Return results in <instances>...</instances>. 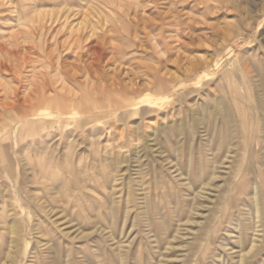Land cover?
<instances>
[{
	"label": "rangeland",
	"instance_id": "rangeland-1",
	"mask_svg": "<svg viewBox=\"0 0 264 264\" xmlns=\"http://www.w3.org/2000/svg\"><path fill=\"white\" fill-rule=\"evenodd\" d=\"M12 1L18 2V8L22 16L27 14L29 10H34L35 7L45 10H53L55 7L51 0H32V2L31 0ZM88 1L71 0L72 8L77 11L83 10ZM127 1L129 2L128 8H124L120 15L113 14V17L116 19L115 24H108L105 28L99 29L100 32L98 31L97 33L98 37L96 36L94 40L100 41L99 39H105L109 43L106 46V58L101 62L99 78L101 81L104 78L102 82H104V85L106 83L105 86L108 90L112 88L116 89L121 95L116 100L113 99L116 107L120 106L117 112L123 114L130 109L133 113L130 114L131 116L127 114L129 118L126 123L111 126L113 129L111 127L107 128L102 125H97L99 128L102 127L101 131L105 132L106 135H98V129L94 124L93 126H85L87 122L85 119H90L93 113L84 114V120L76 119L69 121L68 123L71 126L65 129L61 136L62 139L70 134H74V143L79 144L77 145V150H75V158L72 159L73 166L76 167V175L80 177L84 172L89 186H96L98 193L101 195L105 193L101 183H99L100 181L97 182L96 178H99L98 176L101 173L105 174V176L107 175L109 181V172H111V167L104 160H113V158L114 160H128V164L122 165L120 174L125 176L123 182L119 185V191L117 190L115 194V196H118H116L118 199L122 196L121 204L117 211L118 220L114 223L112 221L113 218L111 219L112 216L109 208V203L111 202L110 195H105L107 202L100 194L95 195L102 204L101 214L98 219L94 209V206L97 205L98 207V202H93L91 196L88 194L85 195V190L82 192L84 203L78 200V192L73 187V180L75 178L70 175V169L66 166L67 160L71 159L66 158L68 152L64 148L62 150L61 160L63 159L62 162L65 165L62 171H55V175L57 174L55 178L58 182L61 181L60 183H63L66 178L68 186L64 187L63 190L65 193L74 194L71 198H68L69 196L67 195L71 203L67 207L70 224L66 225L70 229L72 228L69 231L75 230L76 234L82 233V231L92 234L93 232L95 233L93 235L91 234L92 236L90 235L87 239H79L71 242L51 225L47 228L46 225L40 223L41 231L47 235L46 240L50 243L52 250L49 249L46 252L41 250V255L39 256L41 259H39L36 255V249L40 245L34 239H30L31 236L29 235L27 236L29 244L21 237V253L18 257L17 264H39V262L40 264H67V260H70L71 264H90L92 261L93 264H239V256L249 252L251 242L253 238L255 239L258 229L261 230L259 232L260 237L257 239L258 241L261 240L258 243V247L260 245L261 248L256 249L255 254L252 255L248 264H264V111L262 108L264 105L255 94L257 92V84H252L251 95L253 96V102L248 103V100H245V104L247 106L250 105L251 109L246 114H240L237 108L241 104H238L234 100L231 84L228 85L229 81L227 79L220 81L222 73L215 78L203 76L201 73L199 75H194L193 73L194 66L212 60L217 62L224 55L222 38L225 33L224 30L230 28L227 27L228 24L234 26L240 24L245 25L242 36L247 39L244 40L250 43L247 42L246 44L244 42L243 47L241 45L239 46V48L241 47V51L239 49L241 55L247 57L248 55L252 56L257 54L258 42L264 46V17L260 14L259 17H255L254 14L256 12L259 13V10H264V0ZM233 2L239 5V11L233 9ZM26 7H29V9ZM251 8H254L255 12L251 13ZM17 17V14L9 11L8 6L0 8V22H2L0 23V44L3 43V39L5 41L8 40L10 33L9 27L16 22ZM120 17L122 18L120 19ZM249 24H252L253 27L248 26ZM260 24L261 27L259 26ZM20 41L22 42L21 44L24 43L22 36ZM129 41L131 42L129 43ZM156 43L159 44L158 48L155 47ZM35 44L38 46H35ZM116 44L120 46V49ZM33 45L32 55L37 60L36 69L41 70V62L43 63L45 61L42 57L43 53L37 42H34ZM1 55L3 58H1ZM1 55L0 61L4 62L6 59L7 65L10 64L8 65L10 72L7 71L3 74L0 72V79L3 78V80L1 79L2 81L0 80V84L4 83L0 86V92L2 91L0 93V104L4 101V89H8V92L10 91L8 82H11L13 86L18 84L14 73L15 71L13 70L16 66L13 62L14 60L11 59V61L7 54L1 53ZM258 56L260 61L264 59V49L258 52ZM7 58H9V61ZM85 58H89V55L86 54ZM74 61L73 55L64 57L65 63H74ZM250 62L252 63L251 60H247L249 68L252 71L253 67L250 65ZM26 73L29 75L28 68L24 71V74ZM196 76L199 77L197 78ZM199 79H202L200 81L203 84L197 85L199 87L193 86V83L198 82ZM24 80H22L23 84L19 85L22 91L26 85V79ZM182 83L189 85V88H194L190 96L186 98L177 90V87H181L180 84ZM246 96L247 99L250 98L248 95ZM119 98L131 100V106L128 105L127 107L126 104L121 105L122 103ZM165 100L168 102L166 103ZM160 101L162 103L164 102V104L166 103V107ZM211 104L216 105L219 109L221 108V112H230V116L234 120L237 134L236 142L239 144L238 151L236 154L234 153L235 155L233 154L235 157L231 155L226 159L230 131L224 118L221 117L219 120L221 122L215 127L210 120L209 112L198 113L199 108L207 105L210 106ZM166 114L169 121H178V119L183 118L186 122H190L193 119L199 122L200 127L198 125L197 128L199 137L197 136V139H195V145L193 144L194 148L193 146L191 147L192 136L189 132L186 133L182 144L180 143L179 145L177 143V136L180 135L177 129V134L176 132L175 134L170 132V142L169 140H161L157 143L155 141L152 142L151 139H147L148 135L152 133V130L148 128L149 124L151 122L156 123L157 128L160 123L164 122L162 118ZM243 117L246 121L242 119ZM137 125H140L142 128V135H144L141 139L142 141L134 140ZM122 132H124L125 136L121 139ZM55 133L57 134L58 131H53L52 134L55 135ZM91 135H93V138H91L93 139L92 141L95 142L93 146L89 144ZM121 144L123 145L122 147ZM96 145L99 146L96 147ZM133 145L134 147H140L141 151L139 156H135L131 150L133 149ZM218 147L221 148H219L221 155L218 154ZM94 148H99V154L97 150L94 153ZM109 151L111 152L109 153ZM121 151L124 153L122 156L126 159L118 155ZM215 155L217 156L216 159ZM100 159L101 162L99 161ZM162 162L164 163L162 164ZM232 163L234 164L232 165ZM87 165L88 167H86ZM75 167H73L74 173ZM49 174L51 175V173ZM49 174L46 176L47 181L50 183L51 176ZM66 174L70 176L68 177ZM6 182L7 180L5 178L0 179L1 186ZM128 182L132 185V197L134 200L132 199L133 204H131L132 213L129 216L125 228H123V222L125 220L124 213L126 212L125 209H127ZM188 183H191L190 188L187 187ZM256 187L263 205L259 223H257L258 218L252 201V195ZM72 190L74 191L72 192ZM201 192H203L202 196L198 195ZM59 199L58 197V201L60 202ZM197 200H200L199 204L194 207V203ZM14 201L16 202V200ZM73 203L78 204L77 208L79 210ZM54 206L62 209L60 203ZM191 209H193L192 212ZM73 211H75L74 214ZM146 214L147 216H144ZM3 215L2 221L7 224L10 218L8 220L7 216L5 214ZM16 219L22 226L24 221L22 210H18ZM249 220L253 221L250 227L248 225ZM239 225L240 228H238ZM6 231L7 227L1 226L0 242L2 243H0V247L2 248V245L4 247L2 249L0 248L2 252H0V264L7 260V253H9L8 241H10V236ZM49 231L52 233H48ZM107 232L109 233L106 234ZM239 234H242V242L238 238L240 236ZM245 234L247 237H244L246 236ZM111 235H114L115 239L110 238ZM51 240L53 241L51 242ZM119 243L121 245L125 244L124 246H130V254L128 253L127 260L124 263H122L118 256V250H116V246ZM27 245H29V248ZM55 252L57 253L56 255ZM67 253L71 254L68 255ZM38 259L40 260L39 262Z\"/></svg>",
	"mask_w": 264,
	"mask_h": 264
},
{
	"label": "bare ground",
	"instance_id": "bare-ground-1",
	"mask_svg": "<svg viewBox=\"0 0 264 264\" xmlns=\"http://www.w3.org/2000/svg\"><path fill=\"white\" fill-rule=\"evenodd\" d=\"M23 1H22V4H23ZM51 1L55 5L53 10H45V9H40L39 7H35L34 10H31V11L29 10L27 12V14L22 16L20 14V10L18 8V2L17 1H16L17 2L16 3L12 0H0V8L8 6L9 11L12 12L13 14L14 13L17 14V16H18L16 19V22H14L9 27L10 33H9L8 40L5 41L2 38L3 43L0 44V55H1V53L7 54L10 57V60L13 59L14 60L13 62L16 64V66L13 70L15 71L14 73H15L16 79L18 80V84L16 86H13L11 82H8V86H10V88H9L10 91L8 92L7 91L8 89H4V95H5L4 101L2 102V104H0V176H1L0 179L5 178L7 180V182L4 185L1 186V184H0V236H1V226L7 227L6 232H8V234L10 236L9 237L10 241H8V239H6L9 242V244H8L9 253H7L8 254L7 260L1 264H17L18 257L21 253L20 252L21 237L23 240H25L27 242V244H29V240L27 239V236L29 235V236H31L30 239H34L37 242V244L40 245L39 248L36 249V255L38 257L41 255V252H40L41 250L46 252V250L51 249L50 243L46 240L47 235L41 231L40 223L46 225L47 228L49 227V225H51L52 227H54L56 229V231H59L61 233V235H63L64 237H67L71 242H75L79 239L80 240L81 239H87L92 234V233H89L86 231H82V233L78 232L79 234H76L75 230L69 231L72 228L70 229L69 226L66 225V224H70L69 215L67 214L68 213L67 207L71 202L69 201L68 198H71L74 194L64 192V190H63L64 187L68 186L66 178H65V181L63 183H60L61 181L58 182L57 179L55 178L57 176V174L55 175V171L56 170L62 171V168L65 165V164L63 165V162H62L63 159L61 160V154H62V150L64 148L67 149L66 151L68 152V156H66V158L71 159V160H67V162L66 161L65 162L67 163L66 166L68 167V169H70V175L75 178L74 180L73 179L72 180H73L74 190H76L78 192V195H79L78 200H80L82 202L84 201V197L82 195V192L85 190L86 191L85 195L88 194L89 196H91L93 199V202H98V207L96 204H95L96 206H94L95 207L94 209H95L96 214H97V219L101 214L102 204L95 197V195H97V194L99 195L100 193H98L96 186H94V185L89 186L88 180L86 179L85 173L83 172V170H81L83 172V174L80 175V177H78L76 175L77 171H76V167L73 166V160L72 159L75 158V152H76L75 150H77V147H78L77 145H79V144L74 143V140H75L73 137L74 134L73 135L70 134L69 136L61 139L62 133L64 132L65 129H67L71 126L68 123L69 121L76 120V119L77 120L78 119L84 120L83 119L84 114L93 113V115H91L92 117L90 119H85V120H87L86 124L84 123L85 126H89V125L93 126V124H94V125H96V128L98 129V135L99 134L100 135H106L105 132L101 131L102 127L99 128L98 126L102 125V126L109 128L111 126H115L116 124L117 125L118 124H124L128 121L129 116H131L130 114L133 113V111L130 109H128V111H127L128 113L125 112L123 114L122 113L120 114L119 112H117L118 109L120 108V106H118L119 108L116 107L115 103L113 102V99L116 100V98L120 97L121 95L116 91V89L112 88L111 90H108V88L105 86L106 83L104 85L103 84L104 82H102L104 80V78L102 81L99 78V76H100L99 72H101L100 71L101 62L103 60H105V58H106V46L109 45V43L105 39H103V40L99 39L100 41L94 40V39H96L95 37L97 36L99 29L105 28V26H107L108 24H112V25L115 24L116 19H115V17H113V14L120 15V13L123 12L124 8L126 9L129 7V2L127 0H91V1L87 0L88 3L86 2L87 5L84 6L83 10L77 11V10H74L72 8L71 0H51ZM31 2H32V0H31ZM232 6H233V9H235L237 11L240 10V7L236 2H233ZM24 7H25V5H24ZM26 8L29 9V7H26ZM21 9H23V8H21ZM254 10H255L254 8L253 9L251 8L250 12L253 13V12H255ZM259 14L263 15V17H264V10L263 9L259 10V13L256 12L254 14V16L259 17ZM121 18L122 17H120V19ZM0 23H2V22H0ZM254 23H256V22H254ZM248 26L253 27L252 24H249ZM259 26L261 27V24ZM227 27H230V28H226L224 30L225 33H224L223 38H222L223 39L222 43L224 44V47H223L224 55L221 57L220 60L218 59L219 61H217V62H214L212 60V61H207L201 65L194 66L193 73H194V75H199L201 73L203 76H206V77L209 76L210 78H215L217 75L222 73L220 81H222L223 79H227L229 81L228 85L231 84V86L233 88L234 100L238 104L242 105V106L241 105L238 106L239 108H237L238 109L237 111H240V114L241 113L246 114V113H248V110L251 109V106L250 105L247 106L245 104V102L247 100H248V103L253 102V96L251 95L253 83L257 84V86H256L257 92H255V94L259 97L261 103L264 105V59H262V61H260L258 59V57H259L258 52H260L261 49H264V46L262 44H260V42H258V44H257L258 49H257L256 55H252V56L248 55L247 57H245L244 55H241V53H240L241 47L239 48V46L241 45L243 47L244 42L246 44H247V42H249V41H246L247 39L244 38V36H242L243 31L245 29V25L240 24V25L234 26L232 24H228ZM254 28H256V26H254ZM21 36L23 38V42H24L23 44H21L22 42L20 41ZM244 39H246V40H244ZM34 42H37L40 45L39 48H40L41 52L43 53L42 57L45 60V61H43V63L41 62V64H42L41 70L36 69L37 60L32 55V50L34 49V45H33ZM130 42L131 41H129V43ZM251 42H253V41H251ZM35 46H38V45L35 44ZM118 47L120 49V46H118ZM155 47L158 48L159 44L156 43ZM117 49H115V50H117ZM239 49H240V51H239ZM115 50H113V51H115ZM86 54L89 55V58H85ZM69 55H73V58L75 60L74 63H65L64 62V57L69 56ZM1 58H3V56ZM7 59L9 61V58H7ZM247 60L252 61V63L250 62L251 63L250 65L253 67L252 71L249 68ZM6 62H7L6 59L4 60V62L0 61V72L2 74L10 70V68L8 67V65H10V64L7 65ZM27 68L29 71V75H27V73L24 74V71ZM150 70H152V69H150ZM250 74H252V75L250 76ZM25 75H26V77H25ZM101 76H103V75H101ZM196 77L198 78L199 76H196ZM13 78H15V77L13 76ZM1 79L3 80V78H1ZM24 79H26V85L24 86L25 88L22 91L21 88L19 87V85L23 84L22 80L25 81ZM200 80H202V79H199L198 82L193 83V86L199 87L197 85L203 84V83H201ZM3 84H0V86ZM167 84H168V82H167ZM112 85H113V83H112ZM110 86H108V87H110ZM180 86L181 87H177L178 89L177 88L176 89L183 96H185V98L190 96L192 89H194V88H189L188 87L189 85L184 84V83L180 84ZM172 87L175 88L174 86H172ZM168 88H166V89H168ZM160 91H162V90H160ZM226 91H227V89H226ZM246 95H248L250 98L247 99ZM128 97H130V96H128ZM207 99H209V98H207ZM119 100L122 103L121 105L126 104L127 107H128V105L131 106V104H132L131 103L132 101L129 99L119 98ZM167 102L168 101H166V103ZM166 103L164 104V102H163L162 104H164V106H165ZM194 104H198V103H194ZM229 107H230V105H229ZM262 108L264 111V107H262ZM220 109L216 105L211 104L210 106L207 105V106H203V107L199 108L198 113L209 112L208 114H210V117H211L210 120L215 127H217L219 125V122H221V121H219L221 119V117H223L224 121H226V124L229 128V131H230V136L228 138L229 143L227 146L228 152L225 151L227 153L226 159H228L234 153L236 154V152L238 151V148H239V144L236 142V140H237L236 135L237 134L235 131L236 129H235V125H234V120L230 116V112H226V111L221 112ZM176 110H178V109H176ZM177 116L179 117V115H177ZM88 118H89V116H88ZM242 119H244L246 121V119L244 117ZM162 120L164 122L160 123L157 128H156V123L151 122L149 124L148 128H149V130H152V133H150L149 135L147 134L148 135L147 139H151L152 142L155 141L157 143H159L158 141H161V140L167 141L170 139V132H173V134H175L176 129H177L180 133V135L177 136V143H179V145H180V143L182 144L186 133L189 132L192 136L191 147L193 146L195 139H197L196 137L198 136L197 128H198L199 122L197 120H194V119L190 120L189 119L190 122H188V121L186 122L183 120V118L182 119L180 118V119H178V121L177 120L169 121L167 114L162 118ZM208 120H209V118H208ZM252 120H254V119H252ZM208 122H210V121H208ZM202 124H203V122H202ZM251 124H253V123H251ZM79 125L81 126L80 122H79ZM208 125L210 126L209 123H208ZM214 126H212V127H214ZM199 127H200V125H199ZM244 127H247V126H244ZM251 127H253V126L251 125ZM218 128H217V130H218ZM242 128H243V126H242ZM127 129H129V128H127ZM53 131L54 132L58 131V133L57 134L55 133V135H54V134H52ZM124 132H125V130H124ZM124 132L121 133V139L124 138V136H125ZM135 132H136V135H134V140L140 141L144 136V135H142L143 132H142V128L140 125L136 126ZM248 132H249V129H248ZM176 134H177V132H176ZM131 136H132V134H131ZM253 136H255V135H253ZM91 138H93V135L90 136V140H89V144L93 146L95 144V142L92 141L93 139H91ZM253 138H255V137H253ZM65 139H66V141H65ZM101 140H100V142H101ZM130 140H132V139H130ZM134 140H133V142H134ZM222 140H225V139H222ZM98 142H99V140H98ZM169 142H170V140H169ZM198 142H200V141H198ZM202 142H203V140H202ZM53 143L55 144V146ZM83 143H85V142H83ZM138 143H137V145H138ZM185 143H187V142H185ZM221 143H222V141H221ZM122 144H121V147L123 146ZM139 145H140V143H139ZM97 146H99V145H96V147ZM121 147H120V149H121ZM195 147H197V146H195ZM220 147H222V146L220 145ZM220 147H218V151H219L218 154H220V150H219ZM95 148H94V150L93 149L92 150L94 151V153L97 150V152L99 154V151H100V150L98 151L99 148L98 149H95ZM132 148L133 149H131V150L134 152V155L139 156V153L141 151L140 147H136V146L134 147V145H133ZM149 148H150V146H149ZM193 148H194V146H193ZM120 149H119V151H120ZM111 150H112V148H111ZM107 151H108V149H107ZM110 152L111 151H109V153ZM221 152H222V150H221ZM106 154H108V153H106ZM113 155H114V153H113ZM118 155L123 157L122 156V155H124L123 151L119 152ZM107 157H109V156H107ZM123 158L126 159L125 157H123ZM216 158H217V156L215 155V159ZM109 159H110V157H109ZM99 161L101 162V159ZM104 161L107 163V165H109V167H111V172L108 171L110 173V176H109L110 180L108 181L107 175L105 176V174H101V173H100V175L98 174L99 178H96V179H97V182L100 181L99 183H101L102 188H103L104 193H105L102 195L100 194V196H102V198L105 201L107 198V197L105 198L106 194L111 196L110 197L111 202L109 203L110 214L112 216L111 219L113 218L112 221L114 223H116V221L118 220V217H117L118 212L117 211L119 210L118 208L120 207L122 196L120 197V199H118L117 198L118 196L116 195L117 196L116 197L115 194H116V191L118 190V188L120 187L119 185L123 182L124 176H125V175L120 174L122 165L128 164V160H114V158H113V160H104ZM102 162H103V160H102ZM163 163L164 162H162V164ZM190 163H191V159H190ZM233 164L234 163H232V165ZM232 165H230V166H232ZM201 166H200V168L202 169ZM67 167H66V169H67ZM73 167H75V173L73 171L74 170ZM86 167H88V165ZM97 168H98V165H97ZM101 168H102V165H101ZM125 169H127V168H125ZM208 169H209V167H208ZM101 170H99V171H101ZM229 170L231 171V169H229ZM49 173H51V175ZM201 173H202V171H201ZM48 174L51 176V177L49 176L50 177V183L47 181L46 175H48ZM58 175H59V173H58ZM63 178H61V179H63ZM56 182H58V183L56 184ZM185 183H187V182H185ZM187 187L190 188L191 183H188ZM74 190H72V192ZM123 192H124V190H123ZM132 192H133L132 185L130 182H128L127 209H125L126 212L124 211L125 212L124 213L125 214V220L123 222L124 223L123 228H125L126 223L129 219V216L132 213L131 212V210H132L131 204H133L132 203V199H133ZM202 193L203 192L199 193L198 195L202 196ZM58 197L60 198L59 199L60 202L58 201ZM197 198L200 199L199 196H197ZM14 200H16V202ZM200 200H197V202L194 201L195 202L194 207H196V205L199 204ZM252 201L254 203L256 215L258 218L257 223H259V219L261 218V212H262V206L263 205H262V201H261L260 194L258 192L257 187L255 188L254 193L252 195ZM58 203H60V205H62V209L54 206L55 204H58ZM73 204L75 205L76 208L78 207L77 206L78 204H75V203H73ZM105 207H106V205H105ZM121 207H123V206H121ZM142 207H143V205H142ZM124 208H125V206H124ZM19 209L22 210L23 217H24V221H23L22 226L19 224V221L16 219ZM81 211H83V210H81ZM192 211H193V209H191V212ZM146 212H147V210H146ZM74 213H75V211H73V214ZM147 213H149V212H147ZM3 214H5L7 216L8 220L10 218V221L7 224H5L2 221V218L4 216ZM78 214H80V213L78 212ZM144 216H147V214ZM93 219H95V218H93ZM249 221L250 222H248V221L247 222H248V225L250 227V225L253 221H251V220H249ZM101 222H102V220H101ZM110 225H112V224H110ZM255 225H256V223H255ZM113 226H111V227H113ZM52 227H51V229H52ZM200 228H203V227H200ZM238 228H240V225L238 226ZM246 230H247V228H246ZM225 231H227V230H225ZM260 231L261 230L258 229L257 234L255 235V239L253 238L249 252L241 254L240 256L238 255L240 258L239 262H238L239 264H248V261L250 260V258H252V255L255 254L256 249L260 247V245L258 247V243L261 240H259V241L257 240L260 237V235H259ZM112 232H114V231L112 230ZM48 233L51 234L52 232L49 231ZM94 233L95 232H93V234ZM108 233L109 232H107L106 234H108ZM238 233H240V231H238ZM239 235L240 236L238 238H239L240 242H242V234H239ZM244 237H247V235ZM110 238L115 239L114 235H111ZM52 241L53 240H51V242ZM190 241H192V240H190ZM0 243H2V242H0ZM120 243L118 244V246H116L114 244V246L117 247V248L116 247H114V248H116V250H118V256L120 257L122 263H124L127 260V255L130 254V252H129L130 246L129 247L124 246L125 244L121 245ZM27 246L29 248V245H27ZM3 247L4 246L2 245V248ZM55 248H56V246H55ZM59 250H61V249H59ZM112 250H114V249H112ZM0 252H1V250H0ZM69 252H71V251H69ZM61 253H62V251H61ZM56 254L57 253L55 252V255ZM67 254L70 255L71 253L70 254L67 253ZM102 256H104V255H102ZM39 259H41V258L39 257ZM39 259H38V262L40 261ZM39 264H40V262H39ZM67 264H71L70 260H67Z\"/></svg>",
	"mask_w": 264,
	"mask_h": 264
}]
</instances>
